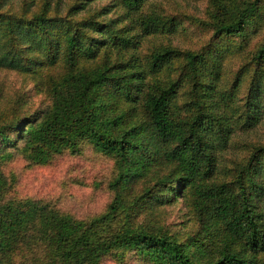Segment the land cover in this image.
Masks as SVG:
<instances>
[{
    "label": "trees",
    "instance_id": "trees-1",
    "mask_svg": "<svg viewBox=\"0 0 264 264\" xmlns=\"http://www.w3.org/2000/svg\"><path fill=\"white\" fill-rule=\"evenodd\" d=\"M94 1L0 0V71L19 78L0 74V145L22 138L42 162L86 138L118 163L108 207L85 221L37 200L0 202V264L34 221L50 236L38 264H95L119 247L158 264H195L191 253L203 249L202 264H264V143H247L243 161L219 158L230 118L245 131L264 111V39L226 88L216 85L219 45L245 43L264 21V0H207L211 37L199 48L170 41L182 18L154 0ZM28 80L51 95L38 120L28 115ZM149 168L154 182L135 184ZM177 203L180 218L170 220L165 206Z\"/></svg>",
    "mask_w": 264,
    "mask_h": 264
},
{
    "label": "rangeland",
    "instance_id": "rangeland-1",
    "mask_svg": "<svg viewBox=\"0 0 264 264\" xmlns=\"http://www.w3.org/2000/svg\"><path fill=\"white\" fill-rule=\"evenodd\" d=\"M96 0L92 5L99 4ZM159 10L178 14L180 20L170 41L179 48H199L211 35V29L205 24L208 19L207 0H154ZM264 39V21L258 29L249 34L241 45L237 39H230L228 47L219 45V75L216 85L219 89L230 84L235 72L247 62L250 54ZM251 67V66H250ZM240 72L241 83L236 94L243 97L249 79L250 69ZM6 79L19 83V78L12 72L0 71ZM29 94L28 115L34 120L42 117L50 107L51 95L31 81L23 83ZM236 95L233 100H236ZM222 105V103H221ZM227 115L230 111L227 110ZM230 142L220 150L222 163L231 164L234 159L242 160L249 154L248 144L264 143V111L258 122L248 130L235 126L230 118ZM15 139V136L12 138ZM6 144V143H5ZM0 145V202L16 200H37L48 203L57 214L68 215L73 220L85 221L101 214L108 207L112 192L108 181L117 171L118 163L113 152L95 147L92 141L79 139L77 152L61 147L50 151L42 162L35 161L24 148V139L17 138L9 145ZM253 146V145H252ZM241 161V162H242ZM156 172L147 169L138 176L135 184L144 188L154 182ZM169 208L167 218L177 220L180 217L179 204L165 206ZM18 246L3 264H38L46 255L45 245L50 240L49 231L40 228L37 221L29 224ZM45 248V249H44ZM191 248V247H189ZM205 252L194 253L190 259L195 264L205 262ZM95 264H158L150 255L135 247H119L105 251Z\"/></svg>",
    "mask_w": 264,
    "mask_h": 264
}]
</instances>
